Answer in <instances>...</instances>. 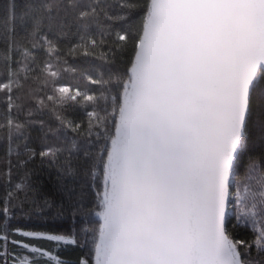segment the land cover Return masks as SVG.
<instances>
[{
    "label": "snow or ice",
    "instance_id": "1",
    "mask_svg": "<svg viewBox=\"0 0 264 264\" xmlns=\"http://www.w3.org/2000/svg\"><path fill=\"white\" fill-rule=\"evenodd\" d=\"M117 6L126 26L114 35L107 0H48L20 13L13 0L0 17V264H66L41 241L90 242L91 259L78 264H264V0ZM61 9L79 33L67 53L59 36L41 34L43 13ZM78 55L99 67L64 58ZM67 73L85 86L70 90ZM72 107L85 119L57 112ZM46 109L51 140L30 147L31 117ZM37 169L55 170L80 234L20 223L52 207ZM89 177L91 201L76 190Z\"/></svg>",
    "mask_w": 264,
    "mask_h": 264
},
{
    "label": "trees",
    "instance_id": "2",
    "mask_svg": "<svg viewBox=\"0 0 264 264\" xmlns=\"http://www.w3.org/2000/svg\"><path fill=\"white\" fill-rule=\"evenodd\" d=\"M16 5V10L18 13L22 12L24 9H36L40 10L42 6L48 2V0H14ZM64 3H68V0H63ZM13 3V0H0V17L4 15V13L9 9L10 5ZM107 3L111 6L109 9V16L113 17V19L108 22L110 23L113 35L115 31L120 30L123 26H126L124 22L119 18L121 16L120 10L117 6V0H107ZM44 22H43V31L42 35H48L49 38H54V36H59V45L61 50L64 53H67L69 48L76 44L79 41V33L77 31V26L73 21L72 15H68L65 17V12L61 9L59 11L54 10L49 16L47 12L43 13ZM104 20L103 17H101ZM22 34V33H21ZM3 39V28L0 27V46H2ZM101 52L97 50L96 56H100ZM65 59L68 60L69 65L76 67L78 70H84L91 67H99L100 61L96 60L93 62L91 58H84L83 56L78 55L76 59H73L71 56H65ZM127 59V58H125ZM103 70V69H99ZM2 68H0V78H2ZM63 82L70 86V90L72 86H79L83 88L84 81L81 77L77 75H73L72 73H67L63 77ZM261 87H264V81L260 84ZM4 96L3 93H0V101H3ZM3 112V105L0 104V113ZM57 112L61 115H69V118L79 120H84L85 116L81 110H78L75 107L67 108L63 112H60L57 109ZM21 121L25 119L23 115L19 117ZM33 123L31 127L26 129V134L29 137V146L38 148V146L42 143H45V136L48 137V140H51V134L47 132V128L49 125L52 127L56 126L55 114H53L51 109H46L41 114L39 112L34 113L31 117ZM43 120L45 122V128L41 129L39 126V121ZM71 137L72 133H68ZM22 145L23 141H19ZM8 148L7 139L3 132H0V168L3 167V162L5 160L6 151ZM39 161H36L38 164ZM29 167L35 168V165H29ZM39 176L34 177V179H38L42 184L43 195L47 196L52 202V207L44 209L43 214L39 217H33L31 219L21 220L20 223L27 228L35 229L39 231H46L49 233L55 234H70L73 230L76 231L77 234L81 233V229L85 227L84 222L77 217L75 221H73L70 210L67 208V199L65 194L60 190V186L58 183V179L56 176L55 170L49 171L48 169L39 170ZM91 181V177L87 180H81L77 185V193L83 195L87 200L91 201L94 199V192L91 188L88 187V183ZM2 183V182H0ZM83 189V191H81ZM2 187H0V194H2ZM64 205L63 215L58 216L57 212L60 205ZM95 221H90L87 225L88 228H92L96 226ZM238 238L252 239V234L249 230L246 229H237L236 230ZM79 239L83 242V235H79ZM91 237L89 235V241ZM45 248H51L55 252V254L59 255L62 260L66 262V264H78L81 259H91V248L92 245L89 242L85 246L80 245H67L61 242L60 246L54 247L53 243H48L41 241ZM253 255L255 252L253 251Z\"/></svg>",
    "mask_w": 264,
    "mask_h": 264
},
{
    "label": "water",
    "instance_id": "3",
    "mask_svg": "<svg viewBox=\"0 0 264 264\" xmlns=\"http://www.w3.org/2000/svg\"><path fill=\"white\" fill-rule=\"evenodd\" d=\"M90 221H95V222H98V218H95V217H93V218H91V220Z\"/></svg>",
    "mask_w": 264,
    "mask_h": 264
}]
</instances>
